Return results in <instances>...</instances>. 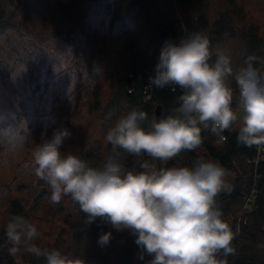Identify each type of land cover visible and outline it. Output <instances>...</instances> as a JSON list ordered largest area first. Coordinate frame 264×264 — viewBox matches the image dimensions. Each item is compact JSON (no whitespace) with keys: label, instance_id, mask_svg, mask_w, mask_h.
<instances>
[{"label":"trees","instance_id":"obj_1","mask_svg":"<svg viewBox=\"0 0 264 264\" xmlns=\"http://www.w3.org/2000/svg\"><path fill=\"white\" fill-rule=\"evenodd\" d=\"M175 25L185 36L205 32L213 49L231 54L234 69L249 54L264 68V0H0V264H44L42 257L11 251L5 229L13 215L36 225L39 246L55 247L76 264L151 259L147 253L140 258L129 229L118 231L101 217L87 222L71 196L52 202L50 186L35 174L32 152L61 126L72 134L60 151L96 167L110 157L124 171H141L142 160L157 168L191 167L199 160L222 164L231 185L217 203L235 233L227 264H264V154L238 142L240 121L220 143L202 130L198 148L167 163L106 140L107 130L133 108L148 113L147 127L157 105L162 117L177 107L178 86L173 91L150 81L165 43L160 32ZM226 83L240 111L235 80ZM105 231L112 236L101 246Z\"/></svg>","mask_w":264,"mask_h":264},{"label":"clouds","instance_id":"obj_2","mask_svg":"<svg viewBox=\"0 0 264 264\" xmlns=\"http://www.w3.org/2000/svg\"><path fill=\"white\" fill-rule=\"evenodd\" d=\"M258 63L249 54L244 65L234 69L231 54L213 49L203 31H192L178 43L166 41L150 81L173 91L178 86L182 91L177 107L147 127L143 122L149 120L148 113L133 108L107 130V142L167 163L181 151L198 148L202 130L224 141L225 131L240 121L238 142L264 145V68ZM229 77L237 85L240 111L232 106ZM71 134L67 127L55 128L32 152L35 174L50 186L52 202L71 196L87 222L101 217L118 231L129 229L142 250L140 258L143 253L151 256L148 264H227L226 257L235 251V233L217 203L219 193L229 187L222 164L199 160L191 167L157 168L142 160L141 171H124L110 157L96 167L73 152L60 151ZM5 231L12 252L42 257L44 264H76L55 247L39 246L38 228L22 216L13 215ZM111 236V231L101 233L98 243L108 244Z\"/></svg>","mask_w":264,"mask_h":264},{"label":"water","instance_id":"obj_3","mask_svg":"<svg viewBox=\"0 0 264 264\" xmlns=\"http://www.w3.org/2000/svg\"><path fill=\"white\" fill-rule=\"evenodd\" d=\"M182 35V30L179 28L178 25L171 27L170 29L162 28L160 32V37L166 41H172L178 43ZM130 80V79H129ZM162 118V106L157 105L155 108V119Z\"/></svg>","mask_w":264,"mask_h":264},{"label":"built area","instance_id":"obj_4","mask_svg":"<svg viewBox=\"0 0 264 264\" xmlns=\"http://www.w3.org/2000/svg\"><path fill=\"white\" fill-rule=\"evenodd\" d=\"M224 135L226 136V132L224 133ZM216 142L217 143H220L222 141L219 140V138L216 136ZM256 148H257V154H258V156L264 154V145H256Z\"/></svg>","mask_w":264,"mask_h":264},{"label":"rangeland","instance_id":"obj_5","mask_svg":"<svg viewBox=\"0 0 264 264\" xmlns=\"http://www.w3.org/2000/svg\"><path fill=\"white\" fill-rule=\"evenodd\" d=\"M183 37H185V34H183L182 38H183ZM226 182L228 183V185H229V187H230L231 184H230V181L228 180V176L226 177ZM229 187H228V188H229Z\"/></svg>","mask_w":264,"mask_h":264},{"label":"bare ground","instance_id":"obj_6","mask_svg":"<svg viewBox=\"0 0 264 264\" xmlns=\"http://www.w3.org/2000/svg\"><path fill=\"white\" fill-rule=\"evenodd\" d=\"M182 34H183V33H182ZM181 37H182V35H181ZM180 39H181V38H180ZM179 41H180V40H179ZM179 41H178V42H179Z\"/></svg>","mask_w":264,"mask_h":264}]
</instances>
